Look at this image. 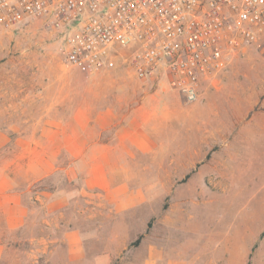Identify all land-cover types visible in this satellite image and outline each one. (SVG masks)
<instances>
[{
	"label": "rangeland",
	"instance_id": "rangeland-1",
	"mask_svg": "<svg viewBox=\"0 0 264 264\" xmlns=\"http://www.w3.org/2000/svg\"><path fill=\"white\" fill-rule=\"evenodd\" d=\"M2 65L11 91L34 78L70 86L75 104L115 109L118 126L133 111L149 148L118 150L109 167L123 186L116 200L77 196L48 239L40 205L18 230L0 222V264H264V46L251 47L194 102L166 78L67 65L47 16L0 29V74Z\"/></svg>",
	"mask_w": 264,
	"mask_h": 264
},
{
	"label": "built area",
	"instance_id": "built-area-1",
	"mask_svg": "<svg viewBox=\"0 0 264 264\" xmlns=\"http://www.w3.org/2000/svg\"><path fill=\"white\" fill-rule=\"evenodd\" d=\"M44 16L67 65L166 78L190 102L264 46V0H0V29Z\"/></svg>",
	"mask_w": 264,
	"mask_h": 264
},
{
	"label": "crops",
	"instance_id": "crops-1",
	"mask_svg": "<svg viewBox=\"0 0 264 264\" xmlns=\"http://www.w3.org/2000/svg\"><path fill=\"white\" fill-rule=\"evenodd\" d=\"M1 68L0 222L7 231L18 230L31 207L40 205L47 229L41 237L48 239L50 231L61 228L65 209L77 196L88 204H100L101 196L116 200L123 186L109 169L113 158L131 146L147 151L148 141L133 127V111L126 113L129 122L122 125L119 119L118 126L115 109L75 104L70 86L37 85L33 77L11 91L9 69ZM113 128L111 139L106 134ZM4 248L0 244V256Z\"/></svg>",
	"mask_w": 264,
	"mask_h": 264
}]
</instances>
